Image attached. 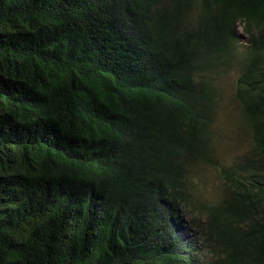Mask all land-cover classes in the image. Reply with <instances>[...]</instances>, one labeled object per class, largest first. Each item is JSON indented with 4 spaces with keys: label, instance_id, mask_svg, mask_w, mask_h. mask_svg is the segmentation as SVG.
I'll return each instance as SVG.
<instances>
[{
    "label": "trees",
    "instance_id": "16d2710c",
    "mask_svg": "<svg viewBox=\"0 0 264 264\" xmlns=\"http://www.w3.org/2000/svg\"><path fill=\"white\" fill-rule=\"evenodd\" d=\"M0 264H264V0H0Z\"/></svg>",
    "mask_w": 264,
    "mask_h": 264
},
{
    "label": "rangeland",
    "instance_id": "374dc122",
    "mask_svg": "<svg viewBox=\"0 0 264 264\" xmlns=\"http://www.w3.org/2000/svg\"><path fill=\"white\" fill-rule=\"evenodd\" d=\"M237 35L241 42L246 39L242 24L238 23ZM242 45L238 48L240 53ZM219 89L216 101L214 118V145L216 148L215 158L221 163H231L252 148L251 133L246 124L240 105L237 103L235 93V79L237 70L230 68L225 73L211 72ZM198 195L207 198L219 197L223 192V184L217 173L212 168L203 164H197ZM224 191V190H223ZM187 218L190 214L184 212ZM203 222V218H199Z\"/></svg>",
    "mask_w": 264,
    "mask_h": 264
}]
</instances>
